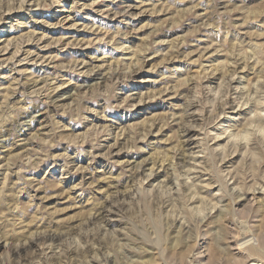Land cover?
Returning a JSON list of instances; mask_svg holds the SVG:
<instances>
[{
	"label": "clouds",
	"instance_id": "1",
	"mask_svg": "<svg viewBox=\"0 0 264 264\" xmlns=\"http://www.w3.org/2000/svg\"><path fill=\"white\" fill-rule=\"evenodd\" d=\"M0 264H264V0H0Z\"/></svg>",
	"mask_w": 264,
	"mask_h": 264
}]
</instances>
